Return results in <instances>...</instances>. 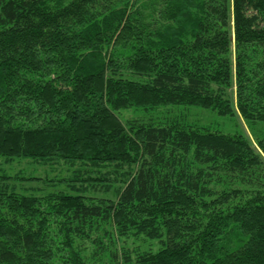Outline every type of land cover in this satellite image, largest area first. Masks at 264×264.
<instances>
[{
    "label": "trees",
    "instance_id": "16d2710c",
    "mask_svg": "<svg viewBox=\"0 0 264 264\" xmlns=\"http://www.w3.org/2000/svg\"><path fill=\"white\" fill-rule=\"evenodd\" d=\"M165 106L264 123V0H0V264H264V136Z\"/></svg>",
    "mask_w": 264,
    "mask_h": 264
},
{
    "label": "rangeland",
    "instance_id": "374dc122",
    "mask_svg": "<svg viewBox=\"0 0 264 264\" xmlns=\"http://www.w3.org/2000/svg\"><path fill=\"white\" fill-rule=\"evenodd\" d=\"M121 114L124 120L128 118L138 117L143 118L146 121L158 122L162 120H169L170 118H178L192 124L196 123L200 125H208L224 132L234 133L238 130H242L246 132L252 139V135L254 133L259 134L260 136H264L263 122H258L251 127L242 116L238 119H233L228 116H221L210 109L186 106H165L158 107L153 110L130 108L122 110ZM27 161L28 160H22V162L16 163L17 167H19L18 169L24 168L29 172H35L36 174L41 176H46L47 172H49L51 177L59 174L62 175V173L65 174L67 172L66 169L68 165L64 162L60 164H54V170H52V166L50 167L48 165H37L29 163ZM132 242L133 241L130 240L128 242V245L131 246ZM148 247H152L154 250H156L158 249L159 244L156 240L143 241V249H146Z\"/></svg>",
    "mask_w": 264,
    "mask_h": 264
}]
</instances>
